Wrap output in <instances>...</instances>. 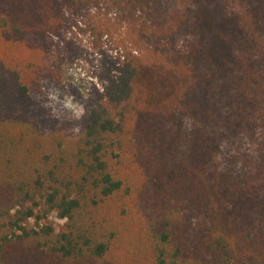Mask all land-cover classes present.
<instances>
[{
    "label": "trees",
    "instance_id": "1",
    "mask_svg": "<svg viewBox=\"0 0 264 264\" xmlns=\"http://www.w3.org/2000/svg\"><path fill=\"white\" fill-rule=\"evenodd\" d=\"M101 5L127 37L47 136L31 43ZM0 264H264V0H0Z\"/></svg>",
    "mask_w": 264,
    "mask_h": 264
},
{
    "label": "rangeland",
    "instance_id": "2",
    "mask_svg": "<svg viewBox=\"0 0 264 264\" xmlns=\"http://www.w3.org/2000/svg\"><path fill=\"white\" fill-rule=\"evenodd\" d=\"M112 9L101 5L83 16L66 13L59 32L38 35L30 53L37 63L26 100L28 121L45 135L78 138L84 129L106 55L116 54L117 43L127 37ZM109 30L99 38L98 30ZM58 228L64 223L55 215Z\"/></svg>",
    "mask_w": 264,
    "mask_h": 264
}]
</instances>
